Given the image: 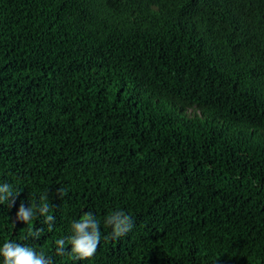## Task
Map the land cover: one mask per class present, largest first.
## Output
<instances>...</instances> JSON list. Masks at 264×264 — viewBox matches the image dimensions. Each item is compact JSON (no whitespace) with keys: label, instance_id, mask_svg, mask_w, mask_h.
Segmentation results:
<instances>
[{"label":"trees","instance_id":"1","mask_svg":"<svg viewBox=\"0 0 264 264\" xmlns=\"http://www.w3.org/2000/svg\"><path fill=\"white\" fill-rule=\"evenodd\" d=\"M5 184L45 264H264V0H0Z\"/></svg>","mask_w":264,"mask_h":264},{"label":"clouds","instance_id":"2","mask_svg":"<svg viewBox=\"0 0 264 264\" xmlns=\"http://www.w3.org/2000/svg\"><path fill=\"white\" fill-rule=\"evenodd\" d=\"M0 191L10 195L7 184ZM7 198L5 195L0 200H6ZM46 210L47 205L44 206V211ZM32 215L31 209L26 210L24 204L21 203L19 218L28 222L31 220ZM48 219L51 220L52 217L49 216ZM107 223L112 226L114 225L113 236L115 238H120L132 229L131 217L125 215L123 212L110 216ZM72 228L75 235L71 239V251L80 259H91L95 255L100 243L98 222H93L91 215L86 214L81 222H74ZM58 243L62 245L63 241H59ZM0 255L4 258V264H45V256L43 254H37L34 249L23 247L16 243L5 242L3 248L0 249ZM48 264H51L50 260Z\"/></svg>","mask_w":264,"mask_h":264}]
</instances>
